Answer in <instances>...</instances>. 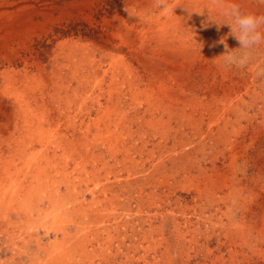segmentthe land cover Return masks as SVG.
Masks as SVG:
<instances>
[{
    "label": "rangeland",
    "instance_id": "1",
    "mask_svg": "<svg viewBox=\"0 0 264 264\" xmlns=\"http://www.w3.org/2000/svg\"><path fill=\"white\" fill-rule=\"evenodd\" d=\"M178 1L168 0L170 6L177 7L174 13H165L154 6L155 0H0V157L4 150L9 149L11 138L22 137L18 134L9 138L4 135L15 126L18 118L16 104L49 106L67 104L68 101L70 104H91L95 93H98L96 84H91L87 93L73 79L81 72L82 80L90 75L87 68L91 61L107 70L113 57L124 58L137 78L136 91L141 92L137 104H142L143 110L149 103L145 90L157 100L164 95V91L160 93L151 86L157 80L154 70L162 69L166 79L171 81L165 89L183 93L184 101L179 108L185 107L190 114L188 123L194 121L192 127L183 120L186 134L197 147L191 152L192 165H199L224 180L217 187H208L206 194L203 176L192 168L189 171L195 183L200 184L202 193L195 188L196 184L192 183L194 178L188 171L187 175H177L181 187L160 188L156 192V202L146 199L149 205L144 203V211L140 214L134 202L122 201L118 213L127 211L121 224V238L114 234L115 245L109 251L110 257L104 262L97 257V263L264 264V44L253 50L252 59L244 69H226L219 57L225 48L219 41L226 37L229 49L239 47V42L229 35L230 26L218 27L213 22H225L221 10L211 0H200L198 4L194 0ZM224 2L226 5L238 4L246 13L264 15V0ZM125 8L132 13V17ZM172 19L179 21L177 33L182 38L173 36V30L167 24ZM166 24L169 28L165 27ZM163 40L166 45H163ZM67 43L88 47L93 53L92 58L81 55L78 58L74 54L71 56L58 51L60 45ZM110 76L103 81V89L127 88L123 78L114 84ZM101 77L104 76L99 75V80ZM227 95H230L232 104L225 101ZM74 97L77 101L71 103ZM108 98L106 94L103 104H108ZM223 100L225 102L221 103ZM163 103L171 106L166 99ZM156 118L159 120V113ZM150 119L149 115L145 117L146 121ZM65 122L63 118L62 123ZM181 122L180 116L173 117V129L177 130ZM199 127L200 137L194 138ZM142 132L146 138L154 135L157 138L161 129L155 134L146 127ZM198 150H204L205 155ZM185 163L180 162L178 167ZM4 165L0 162V188L8 192L10 182L7 174L2 172ZM8 212L5 214L8 215ZM137 214L139 221L134 222L133 215ZM11 215L16 220L15 215ZM127 225L129 229H126ZM133 227H137L136 232L139 233L135 238ZM26 231L28 234L31 232L29 226H24L22 233H12L16 244L11 247L6 244L0 222V264H6L8 259L29 264L28 254L36 247L31 244ZM118 241H121L120 245L123 243L120 251ZM101 254H104L102 248L94 255Z\"/></svg>",
    "mask_w": 264,
    "mask_h": 264
},
{
    "label": "bare ground",
    "instance_id": "2",
    "mask_svg": "<svg viewBox=\"0 0 264 264\" xmlns=\"http://www.w3.org/2000/svg\"><path fill=\"white\" fill-rule=\"evenodd\" d=\"M194 1L195 4H198L200 0ZM169 15L167 16L169 17ZM168 21L167 24L173 30V36L182 38L180 35L178 37L177 33L180 27L179 21L173 19ZM167 24L165 27H168ZM160 42L162 41L160 40ZM166 43L164 41L163 45ZM184 45L185 41L182 42V46ZM59 50L70 55L74 54L78 58V55H81L90 59L93 55L88 47H78L70 43L60 45ZM87 71L90 75H86L84 80L80 77L82 72L73 79L77 82L78 87L87 93L89 86L96 84L98 93H95L91 104H70L69 101L67 104H49V106L46 104H16L18 118L15 126L4 133L8 138L10 135L15 137L17 134L22 137L11 138L12 143H10L9 149L4 150L0 157V162L5 164L2 172L7 174L10 182L8 192H4L0 188V222L4 229L2 234L6 238V244L14 247L16 242L12 239V233H22L24 226L30 227L31 232L28 234L26 231V235L28 234L31 244H34L36 248L30 254L25 252L28 254L29 264H101L99 261L97 263V260L104 262L110 257L109 251L115 245V235L121 238V224L124 220V213L127 211L123 210L122 214L118 213L122 201L129 204L134 202L137 213L140 214L144 211L146 199H151L154 202L155 196H157L156 192L162 187H181L177 182L178 174L187 175L192 168H196L203 176L206 183V194L209 192L208 187H217L224 180L218 174L208 172L199 165L198 167H195L196 164L192 165L191 152L196 151L197 147L186 134L184 125L185 121L189 120L190 114L185 107L184 109L179 108L184 101L183 93L174 89H165L171 81L166 79L162 69L154 70L157 80L153 81L151 86L156 87L160 93L164 91V95L157 100L153 98L150 91L145 90L144 93L149 99V103L146 104L147 108L144 110L142 104H137L141 93L136 91L138 90L135 85L137 78L124 58L113 57L110 69L107 70L95 65L93 60L88 64ZM101 74L104 77L99 80ZM107 76L111 77V83L114 82V84L115 81L123 78L127 88L123 90L122 86L119 89L116 87L115 90L106 91L103 89V81ZM75 92L77 93L76 90ZM106 94L109 97L108 104H103L102 100ZM165 99L171 103V106L163 103ZM130 100L135 104L130 103ZM76 101L77 97H74L71 103ZM225 101L232 104L230 95L225 97ZM225 101L223 100L221 103ZM158 113L160 118L156 120ZM147 115L151 117L149 121L145 120ZM176 116H180L182 122L178 129L174 130L172 122L173 117ZM63 118L66 119L65 123H62ZM166 118L167 120H164ZM218 118L220 119V117ZM142 123L144 124L141 125ZM188 125L193 127L194 121ZM200 125L202 124L200 123ZM146 127L155 134L161 129L160 136L156 138L154 135L151 138H146L147 136L142 135V130ZM200 128L195 130L194 138L200 137ZM5 144H3L4 147ZM190 148H192L191 151ZM31 150L33 152L28 154ZM201 151L198 150V152ZM202 153L205 155L204 150ZM157 154H160L159 159L156 157ZM186 160L187 163H185ZM180 162L185 164L178 167ZM175 166L178 168H174ZM12 169L15 170L14 173ZM189 175L194 178L191 172ZM192 183L196 184L195 178ZM195 188L199 193H202L200 184H196ZM7 211H9L8 215L5 214ZM11 214L15 215L16 220ZM138 214L133 215L134 222L135 220L139 221ZM129 215L132 217L131 214ZM204 218L206 217L204 216ZM123 227L125 226L123 225ZM136 228L132 229L134 238L139 234H137ZM126 229H129L128 225ZM125 239L126 237L122 240ZM46 240H51V242L47 243ZM120 242L118 241L119 247L116 244L118 251L123 244L120 245ZM100 248L104 254L95 256L94 254ZM6 264L22 263L8 259Z\"/></svg>",
    "mask_w": 264,
    "mask_h": 264
},
{
    "label": "clouds",
    "instance_id": "3",
    "mask_svg": "<svg viewBox=\"0 0 264 264\" xmlns=\"http://www.w3.org/2000/svg\"><path fill=\"white\" fill-rule=\"evenodd\" d=\"M211 2L221 10V14L225 19L224 23L213 22L218 27L221 25L230 26L231 31L229 35L234 36L239 42V47L229 49L226 37L219 41L225 48V52L219 56L222 58L223 67L226 69H244L252 59L253 50L264 44V31H261L264 29V15L243 12L238 4L226 5L224 0H211ZM154 6L160 8L165 13H174L173 10L177 7L170 6L168 0H155ZM124 10L128 13L129 17L133 16L127 8Z\"/></svg>",
    "mask_w": 264,
    "mask_h": 264
}]
</instances>
